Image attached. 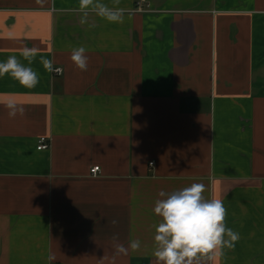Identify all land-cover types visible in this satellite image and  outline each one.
I'll use <instances>...</instances> for the list:
<instances>
[{
  "label": "crops",
  "instance_id": "0c3cea01",
  "mask_svg": "<svg viewBox=\"0 0 264 264\" xmlns=\"http://www.w3.org/2000/svg\"><path fill=\"white\" fill-rule=\"evenodd\" d=\"M101 2L123 23L81 24L79 0H0V61L35 48L39 75L0 78L24 108L0 102V264H155L158 193L193 183L239 233L212 264H264V0ZM113 235L141 248L116 255Z\"/></svg>",
  "mask_w": 264,
  "mask_h": 264
},
{
  "label": "clouds",
  "instance_id": "9594fccd",
  "mask_svg": "<svg viewBox=\"0 0 264 264\" xmlns=\"http://www.w3.org/2000/svg\"><path fill=\"white\" fill-rule=\"evenodd\" d=\"M119 5L120 0H113ZM81 15L80 23L87 22L89 11L96 16L110 22L123 23L125 8L109 7L101 0H79L78 9ZM35 48H23L20 57L27 61L25 65L16 55H9L5 61H0V78L9 75L22 86L34 87L39 82L38 73L30 67L36 59ZM71 60L81 71H87L88 56L84 46L72 49ZM41 64L47 71L61 73L62 69L53 68V61L41 57ZM8 109L9 118L18 114L24 115V108L17 106L16 102L0 101ZM205 185L193 183L192 185L166 192L159 191L154 203L153 212L160 217L158 224L154 225L153 256L155 264H212L217 257L224 254V249H233L239 240V233L226 226L227 209L222 200L206 198ZM118 223L113 219L111 224ZM115 254H127L128 250L137 251L141 248L139 240H131L126 248L120 243L117 235L112 237ZM52 260L53 257H49Z\"/></svg>",
  "mask_w": 264,
  "mask_h": 264
},
{
  "label": "built area",
  "instance_id": "2783aa9c",
  "mask_svg": "<svg viewBox=\"0 0 264 264\" xmlns=\"http://www.w3.org/2000/svg\"><path fill=\"white\" fill-rule=\"evenodd\" d=\"M143 2H145V0H136V5H137V9L139 10V11H142V10H144V8H143V6H142V3ZM57 68H60V67H57ZM55 69V68H54ZM61 69V68H60ZM55 74H58V73H56L55 71H53ZM60 74V73H59ZM49 146H50V141L48 140V138L47 137H45V136H41V137H39L38 138V140H37V146H36V148L38 149V150H44V149H47V148H49ZM99 169H100V167L99 166H93L91 169H90V173L92 174V175H96L97 173H98V171H99Z\"/></svg>",
  "mask_w": 264,
  "mask_h": 264
}]
</instances>
